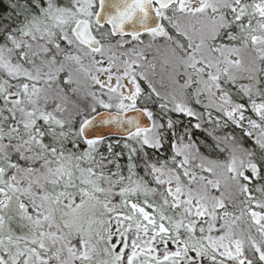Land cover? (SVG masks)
I'll use <instances>...</instances> for the list:
<instances>
[{"label":"snow or ice","instance_id":"6c2138e0","mask_svg":"<svg viewBox=\"0 0 264 264\" xmlns=\"http://www.w3.org/2000/svg\"><path fill=\"white\" fill-rule=\"evenodd\" d=\"M0 264H264V0H0Z\"/></svg>","mask_w":264,"mask_h":264}]
</instances>
